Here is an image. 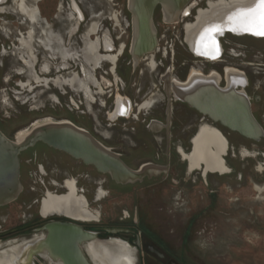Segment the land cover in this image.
Segmentation results:
<instances>
[{
  "label": "flooded vegetation",
  "instance_id": "obj_1",
  "mask_svg": "<svg viewBox=\"0 0 264 264\" xmlns=\"http://www.w3.org/2000/svg\"><path fill=\"white\" fill-rule=\"evenodd\" d=\"M216 1L192 0L176 22H168L156 6L157 44L135 64L127 0H0V131L13 140L25 129L21 127L39 120L68 121L119 154L129 168L165 170L119 185L92 166L36 143L19 155V196L0 206V251L9 243L23 241L26 245L21 250L42 248L44 227L67 223L94 234L93 240L126 242L133 250L134 264H194L190 223L181 236L173 230L163 232L159 217L172 219L177 216L175 210L161 203L140 205L132 194L133 190L152 194L160 187L175 188L191 177L194 185L198 180L206 186L212 176L236 175L241 180L243 171L232 166L231 159L244 162L260 156L264 161L260 151L264 137L257 142L246 139L165 92L168 84L177 89L188 81L205 83L212 78L221 88L230 81L243 83L251 112L264 131V38L225 33L219 40L222 52L215 60L196 58L185 45L184 25L194 21L198 9ZM23 107L26 111H20ZM203 126L216 128L227 143L223 174L205 173L203 166L190 170L184 159ZM254 171L264 172V162ZM71 190L68 200L75 209L84 211L80 198L84 197L94 219L76 217L69 222L42 214L46 194L67 196ZM122 195H131L130 203L120 215L114 212L106 219L103 203ZM12 204L23 216L18 224L7 227L5 211ZM88 242L80 248L94 264L84 250ZM44 251L32 254L30 264H62Z\"/></svg>",
  "mask_w": 264,
  "mask_h": 264
},
{
  "label": "water",
  "instance_id": "obj_2",
  "mask_svg": "<svg viewBox=\"0 0 264 264\" xmlns=\"http://www.w3.org/2000/svg\"><path fill=\"white\" fill-rule=\"evenodd\" d=\"M191 1L127 0V9L131 14L132 22L130 54L135 64L143 55L151 53L157 44L153 23L156 6L161 7L168 22H176L181 13H187L188 4ZM227 1L229 0L208 3L206 8L196 11L192 23L184 25V42L192 56L209 60L217 59L222 52L219 40L225 33L264 38V36L252 34L247 26L248 21L243 15L244 10L257 5V0H238L228 7L211 10V4ZM199 19H201L200 22ZM212 29L217 30L212 32ZM188 33L189 36H187ZM168 85L165 89L168 98L171 93L174 100L207 116L213 123H219L228 130L255 142L264 137L261 125L251 112L250 101L243 90V84L228 83L226 87L221 88L212 78L205 83L188 81L177 89L169 88L170 85ZM239 86L240 90L237 89ZM191 142L190 153L194 148V139ZM36 143L64 152L84 165L92 166L99 174L108 175L114 183L119 185L133 184L142 181L145 177L151 178L161 171L165 172L157 166L133 170L123 162L119 154L99 142L86 130L68 121L43 119L20 131L13 140L0 131V206L13 202L19 196L22 190L19 155ZM215 159L216 156L211 154L203 156L201 160L203 172L206 169V163L213 162ZM221 160L226 166L225 160L222 158ZM80 198L84 203V211L90 215L87 201L84 197ZM46 216L59 217L69 222L77 220L60 212ZM91 216L92 218L87 220L94 219L92 214ZM44 229L46 235L41 244L51 258L59 260L62 264H91L80 246L84 242L95 239L94 234L67 223H51Z\"/></svg>",
  "mask_w": 264,
  "mask_h": 264
},
{
  "label": "rangeland",
  "instance_id": "obj_3",
  "mask_svg": "<svg viewBox=\"0 0 264 264\" xmlns=\"http://www.w3.org/2000/svg\"><path fill=\"white\" fill-rule=\"evenodd\" d=\"M26 109L23 107L20 111ZM260 151L264 149L260 147ZM43 152L59 158L54 153ZM263 162L260 156L244 162L231 159L230 164L243 171L241 180L236 175L212 176L206 186L198 180L194 185L191 177L175 188L160 187L152 194L147 190H133L132 196L140 205L161 203L163 208L175 210L177 216L172 219L159 217L163 232L173 230L181 236L187 222L190 223L193 248L190 255L194 264H264V172L254 171ZM132 196L106 199L105 218L113 217L114 212L120 215ZM169 199L170 206L166 207L164 204ZM5 216L7 227H12L20 222L23 212L12 204L6 208Z\"/></svg>",
  "mask_w": 264,
  "mask_h": 264
},
{
  "label": "bare ground",
  "instance_id": "obj_4",
  "mask_svg": "<svg viewBox=\"0 0 264 264\" xmlns=\"http://www.w3.org/2000/svg\"><path fill=\"white\" fill-rule=\"evenodd\" d=\"M237 1L238 0H229L227 2H218L216 4H211V10H215L220 7H226V6L228 7L231 4L236 3ZM200 21L201 19H199V22ZM187 36H189V33L187 34ZM110 58H111V61L114 59L113 57H110ZM220 134L221 133H219L216 129L210 126L201 127L196 137L194 138V142H193L194 148H193L192 153L190 155H187V154L184 155L185 157L184 159L188 161L190 170L200 169V168L202 169L203 164L201 163V160L203 156L207 154H211L213 156H216V159L213 162L211 161V162L206 163L205 172L206 171L207 172H218V173L226 172L227 168L225 165H223L221 158L223 159V157L226 154L227 143ZM70 186L72 187V185ZM70 189L71 188H69V190ZM256 189L258 191L262 190L259 187H256ZM72 192L73 191L71 190L70 194L67 196H54L50 193L47 194V197L43 200L42 209H41L42 214L46 215V214L60 212V213H65L73 218H76V217L78 218L81 217L83 219L89 218L90 217L89 214H87L85 211L81 212V211L76 210L75 204H73L74 202L72 203V201L70 202L68 200V198L71 197ZM25 245H26V241H23L20 243H16V242L9 243L4 249L0 251V264H16V263L30 264L32 254L41 253L43 251L42 244H41L42 248H37V249L35 248L36 250L30 249V248L21 250ZM84 250L94 264H134L132 248L126 242L120 239L113 238L108 241L93 240V241L88 242L84 246Z\"/></svg>",
  "mask_w": 264,
  "mask_h": 264
},
{
  "label": "snow or ice",
  "instance_id": "obj_5",
  "mask_svg": "<svg viewBox=\"0 0 264 264\" xmlns=\"http://www.w3.org/2000/svg\"><path fill=\"white\" fill-rule=\"evenodd\" d=\"M244 18L248 21V28L252 34L264 36V0H257V5L248 8L243 12ZM217 29H212L214 32ZM213 43L215 41L213 40Z\"/></svg>",
  "mask_w": 264,
  "mask_h": 264
}]
</instances>
